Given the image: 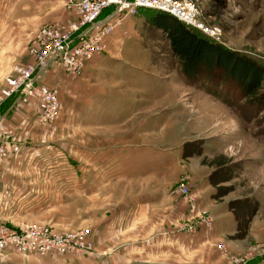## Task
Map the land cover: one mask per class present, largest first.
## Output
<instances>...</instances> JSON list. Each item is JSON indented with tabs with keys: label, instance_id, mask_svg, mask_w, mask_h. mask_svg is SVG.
<instances>
[{
	"label": "crops",
	"instance_id": "crops-1",
	"mask_svg": "<svg viewBox=\"0 0 264 264\" xmlns=\"http://www.w3.org/2000/svg\"><path fill=\"white\" fill-rule=\"evenodd\" d=\"M30 2L41 8H21ZM62 17L67 14L52 0H0V129L11 133L0 165V224L87 231L92 251L72 257L7 248L0 264H225L213 245L224 241L230 252L241 247L232 240L237 221L231 202L250 198L258 207L248 235L264 238L262 151L245 152L244 143L242 154L230 161L225 149L242 137L231 110L221 109L230 126L221 131L211 98L180 69L171 77L157 75L163 64L150 57L155 51L122 47L117 57L107 43L123 31L103 46L105 60L86 63L80 78L69 77L57 63L38 76L60 104L53 122L39 121V100L22 103L7 95L32 61L28 49L38 28ZM171 132L180 134V144H170ZM190 143L196 153L185 156ZM181 179L212 214L211 228L179 230L187 204L171 188Z\"/></svg>",
	"mask_w": 264,
	"mask_h": 264
},
{
	"label": "rangeland",
	"instance_id": "rangeland-1",
	"mask_svg": "<svg viewBox=\"0 0 264 264\" xmlns=\"http://www.w3.org/2000/svg\"><path fill=\"white\" fill-rule=\"evenodd\" d=\"M52 1L57 5L58 11H61L62 13L65 12L67 14V17H65V19H63L62 17V19L59 22H47L46 24L41 25L38 28V30L41 27L47 25H54L61 28H65L70 23L74 22L77 18V14L75 10H68L66 8L65 6L66 0H52ZM78 1L80 0H74V2H78ZM190 1H192L197 8L198 11L197 21L201 23L205 29H209L210 32L215 33L216 36L214 37L218 39H212L214 37H209L206 34L202 33L201 31L192 29L196 34H198L199 36L203 37L204 39L208 40L211 43L219 45L231 52H234L235 54L243 58L251 60L252 62H254L255 64L261 67H264V0H190ZM21 8H23L26 11H31V9L36 11V9L41 8V6L38 3L30 2ZM42 9L48 11L49 5L43 6ZM157 14L158 13L153 11L141 10L137 15L129 17L131 18L130 27H128V30L130 32L128 30L127 31L122 30V27L128 18L125 19L122 22V26L120 28L115 29L107 37L104 45L107 43L109 38L115 32L119 30L123 31V33H121L115 40L111 39L110 42L107 43L109 46L114 47L113 48L114 54L117 57L121 56L120 52H122L121 50L122 47L126 48L131 46H135V47L139 46V47H146L152 49V51L155 52L150 54V57L153 58L154 62L163 64L162 66L163 69L159 70V72H157V75H159L160 77L162 76L171 77V75H175L178 69H180V63H179V59L175 57L171 52L170 44L166 34L161 29L155 27L151 22L153 17L156 16ZM38 30L34 36V39L38 33ZM34 39L32 40V42L34 41ZM32 42L29 45L28 52L30 51ZM102 54L95 56L93 59L88 60L86 63L90 61L93 62L95 61L94 59L97 58L99 60L104 61L105 59H102L100 57ZM30 56L33 61L34 58L32 57L31 54ZM26 65H24L22 68H24ZM62 69L66 75L76 79L82 76L85 66L82 72L76 76L66 73L63 67ZM42 72H44V70L41 71L39 75ZM38 76L36 77V81L38 79ZM217 76L218 78H220L221 75L219 74ZM207 78H208L207 75L205 77L201 75L200 80L197 81L196 87L201 89L202 94L205 93L209 95L208 98H211L209 99L210 107L211 108L213 107L217 113L218 116L217 121L219 123L218 126H221V131H228V132L230 131V126L228 127L225 126L226 119L223 116H221L222 115L221 109L222 110L228 109L229 111L231 110L232 112L230 111V113L232 114L234 120L235 121L237 120V123L239 122L238 125H240V132L242 134V137L240 139L236 138L235 143L233 145L230 144L229 146L226 147L225 155L227 156V158L230 161H232L236 159L238 156H240L243 152L241 149L244 143L247 144L245 152L250 151L249 152L250 154H255L256 151L259 150L262 151V153L264 154V111H263L264 106L260 104L258 105L248 104L245 100H243L240 90L237 89L235 85H232L230 80L226 81L227 83L226 86L224 85L222 87H217L215 86L216 83L218 84L221 82L219 81L218 78L215 82L207 81L206 80ZM223 82H225V80ZM211 83L213 84L211 85ZM53 93L55 94L54 91ZM16 96H18L19 98L20 94H17ZM215 100H217L218 103L223 104V106L219 104V106H221L220 108L214 107L213 106L214 104L211 102H214ZM20 101H21V97H20ZM203 104H205L204 101ZM177 122H178L177 119H175L176 124ZM177 135L178 137H180L179 133L174 134L171 132L170 134L171 145H173V143L180 144V141L177 139ZM195 148H196V143H190L189 145H185V150H184L185 156L195 154L196 153ZM258 157H259L258 162H263L262 160H260L262 159V157L261 156ZM215 159L217 160L218 158L215 157ZM215 159H211V160L215 161ZM182 166L186 169L184 163H182ZM218 172L219 170L213 172V176L216 175ZM261 184L264 188V180L263 183ZM182 185L184 186L183 179H181L177 185L171 188V194L180 196L177 193V190L180 187H182ZM189 192L191 193L190 190ZM195 199L197 202L198 197H195ZM231 205L236 206L235 213L233 214V216L237 221V231L234 234V236H232L233 238L232 240L238 241L236 243H241V247H236L234 248L233 252H230L224 241L222 242L215 241L213 248L217 249L219 254L222 255L225 264H264V238L250 239V236L248 235L249 232H251V229L249 230L250 222L253 220L254 217L257 216V207H258L257 201L253 198L244 199V200L240 199L231 202ZM202 208L212 216V214L206 208L204 207ZM263 214L262 216L264 217ZM213 223H214V218H213ZM46 228L55 232L50 227H46ZM79 231L82 230H77V232ZM68 232H76V231H68ZM1 253L2 251L0 252V254ZM19 254L30 255V254H22V253ZM48 254L57 255V256H72V257H82L88 255V253H83L78 255L54 254V253H48Z\"/></svg>",
	"mask_w": 264,
	"mask_h": 264
},
{
	"label": "built area",
	"instance_id": "built-area-1",
	"mask_svg": "<svg viewBox=\"0 0 264 264\" xmlns=\"http://www.w3.org/2000/svg\"><path fill=\"white\" fill-rule=\"evenodd\" d=\"M65 6L76 11V20L65 28L47 25L38 30L29 51L34 60L21 69L7 90L8 96L20 94L22 103L39 100L41 123L57 119L60 105L51 89L37 83L39 73L57 63L66 73L79 75L88 60L102 54L107 37L120 28L125 19L141 10L166 13L187 27L209 37L216 36L197 21L198 11L190 0H66ZM10 136L9 131L0 129V165L7 154ZM177 193L187 204V219L179 230L191 233L201 226L211 228L213 217L198 205L188 188L182 186ZM92 247L87 231L59 234L39 225L12 228L0 224V252L12 248L22 254L78 255L91 252Z\"/></svg>",
	"mask_w": 264,
	"mask_h": 264
},
{
	"label": "trees",
	"instance_id": "trees-1",
	"mask_svg": "<svg viewBox=\"0 0 264 264\" xmlns=\"http://www.w3.org/2000/svg\"><path fill=\"white\" fill-rule=\"evenodd\" d=\"M151 22L166 34L181 74L190 84L196 85L201 75L215 82L220 74L221 82L215 86H226L230 80L248 104L264 106V67L209 42L166 13H158Z\"/></svg>",
	"mask_w": 264,
	"mask_h": 264
}]
</instances>
